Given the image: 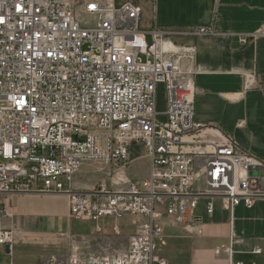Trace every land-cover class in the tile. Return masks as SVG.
Returning <instances> with one entry per match:
<instances>
[{
  "label": "built area",
  "instance_id": "obj_1",
  "mask_svg": "<svg viewBox=\"0 0 264 264\" xmlns=\"http://www.w3.org/2000/svg\"><path fill=\"white\" fill-rule=\"evenodd\" d=\"M141 14L115 0H0V251L15 240L2 226L14 218L6 195H64L77 220L131 218L125 250L84 259L72 249L68 264H169L155 256L166 227L190 232L202 221L197 211L212 216L216 200L233 212L264 198L251 175L264 160L196 122L197 48L158 29L142 31ZM212 35L204 26L193 36ZM255 78L247 77L246 90L260 84ZM161 85L164 122L156 110ZM133 145L150 159L146 179L126 176ZM87 164L108 169L111 183L76 191ZM113 230L121 235L118 225ZM220 251L232 256L233 243Z\"/></svg>",
  "mask_w": 264,
  "mask_h": 264
},
{
  "label": "crops",
  "instance_id": "obj_2",
  "mask_svg": "<svg viewBox=\"0 0 264 264\" xmlns=\"http://www.w3.org/2000/svg\"><path fill=\"white\" fill-rule=\"evenodd\" d=\"M136 6L142 10L140 23L149 28L142 31L158 29L173 35L178 45L197 48L196 122L217 128L264 160V0H141ZM204 26L212 27L214 35L194 37L197 29ZM240 38H246L248 44L242 46ZM182 65L188 68L190 63L183 61ZM248 76H255L252 81L260 84L246 90ZM165 110L161 116L164 119ZM159 117L158 114V120ZM214 134L215 129L204 131L209 138ZM85 168L76 176L73 188L90 193L99 181L94 187L85 186ZM130 169L126 173L129 178H148L149 157L143 175ZM255 177L254 189L264 196V176ZM4 199L14 218L2 226L14 231L15 240L9 253L6 248L0 251V264H68L72 249H77L84 259L115 256L127 248L134 233L130 217L114 221L112 230L118 225L120 236L114 230L112 235L106 231L112 218L103 219V223L81 220L95 224L92 232L78 231L75 221L80 220L70 217L64 195L14 194ZM201 212L204 213L202 207L197 211L202 221L190 225V232L165 228L166 245L158 244V259L169 264H264V198L258 199L252 208L240 205L229 212L215 202L212 216ZM124 219L132 227L127 236L121 226ZM98 225L103 228L101 232L97 231ZM230 243L234 249L232 256L220 251ZM257 249L262 253H254Z\"/></svg>",
  "mask_w": 264,
  "mask_h": 264
},
{
  "label": "rangeland",
  "instance_id": "obj_3",
  "mask_svg": "<svg viewBox=\"0 0 264 264\" xmlns=\"http://www.w3.org/2000/svg\"><path fill=\"white\" fill-rule=\"evenodd\" d=\"M140 2H141V0H115V4L117 7H121L122 5H124L126 3H131L133 5H139ZM76 13L78 14L79 18H83L81 15V12L78 9L76 10ZM83 24L90 26V23L88 22L87 19H83ZM139 26H140L141 30H149V28L144 27V25H142L141 23ZM165 102H166V98H165L164 86L161 85L158 87L156 110L160 116L159 121H162V122H164V120H165L163 117H161L163 114V111L165 110V107H166ZM130 157H131V160L133 162L130 164L129 169L127 170L128 174L130 173V170H131L130 168H132V170H135L138 173V175H140V176L143 175L144 173H146V171H147V157L148 156L145 154L143 148L138 146V145H133L131 147ZM83 172H84L83 175L87 180L86 182H84L85 186H91V187L93 186L94 187L95 183H97V181H101V180H110L111 181V178H109L107 175L108 169L105 168L102 170L97 165H94V164H87L86 168L84 169ZM121 176H123V175H121ZM123 177L125 178V176H123ZM215 202L221 203L220 200H216ZM200 214L203 215L204 213L201 212ZM100 221L103 223V219ZM114 221H115L114 219H109L110 227H108L106 229V231L109 233V235L113 234L112 225H113ZM86 222H88V221H86ZM127 223H128L127 219H124L121 221V226H122L124 236H127V235L132 233V227L129 225V223L127 225ZM75 224L78 225V227L75 226L78 231L92 232L93 231V225L95 224V222L85 223V222L80 220V221H75ZM126 225H127V227H126Z\"/></svg>",
  "mask_w": 264,
  "mask_h": 264
},
{
  "label": "water",
  "instance_id": "obj_4",
  "mask_svg": "<svg viewBox=\"0 0 264 264\" xmlns=\"http://www.w3.org/2000/svg\"><path fill=\"white\" fill-rule=\"evenodd\" d=\"M251 175H255V176L262 175V176H264V167L260 168L259 171L251 172ZM6 251L8 253L10 252L9 246L6 247Z\"/></svg>",
  "mask_w": 264,
  "mask_h": 264
}]
</instances>
